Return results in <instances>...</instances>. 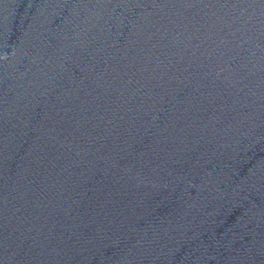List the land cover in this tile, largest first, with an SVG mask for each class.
I'll list each match as a JSON object with an SVG mask.
<instances>
[{"label": "water", "instance_id": "1", "mask_svg": "<svg viewBox=\"0 0 264 264\" xmlns=\"http://www.w3.org/2000/svg\"><path fill=\"white\" fill-rule=\"evenodd\" d=\"M0 264H264V0H0Z\"/></svg>", "mask_w": 264, "mask_h": 264}]
</instances>
